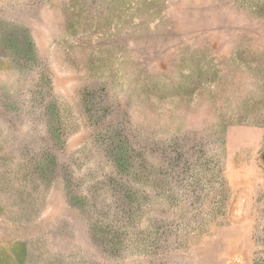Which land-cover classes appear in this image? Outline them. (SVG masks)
Listing matches in <instances>:
<instances>
[{
	"label": "rangeland",
	"instance_id": "obj_1",
	"mask_svg": "<svg viewBox=\"0 0 264 264\" xmlns=\"http://www.w3.org/2000/svg\"><path fill=\"white\" fill-rule=\"evenodd\" d=\"M0 264H264V0H0Z\"/></svg>",
	"mask_w": 264,
	"mask_h": 264
}]
</instances>
